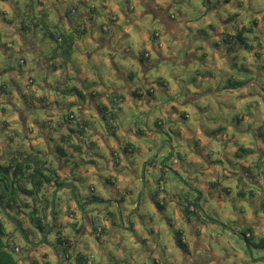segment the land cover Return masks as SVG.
<instances>
[{"label":"rangeland","instance_id":"obj_1","mask_svg":"<svg viewBox=\"0 0 264 264\" xmlns=\"http://www.w3.org/2000/svg\"><path fill=\"white\" fill-rule=\"evenodd\" d=\"M38 1L39 0H28L27 5H31V7H33L34 9L29 10V13H31L30 18L26 17L27 21L31 20V25L28 28L29 35H32L35 42L40 43V45L42 46L41 50L43 53L39 52V56L36 55V57L43 58V56L53 55L55 57V61L60 62V64L57 68H54L53 71H51L50 68H37L29 71L28 74L33 75L34 83H30L29 87L31 88V90L26 92L20 86V82L17 79L16 74L2 73L5 67L3 66V60H0V87H2V90L0 88V100H6V102L4 103L0 102V132H7L9 129L13 128L14 124L18 123V126L22 129H24L25 125L27 126L24 129L26 133L29 130H40V136L41 138H44L46 135L49 134L53 136L52 133L56 130L53 126L60 125L61 120L67 123L66 120H69V111H73L76 115V118L73 119V122H76V120L79 119L80 115L83 116L86 121H88V119L90 120L92 118H90L89 116L98 113L95 106V108H90L88 112H83V109L81 108V104H84V101H80L81 95L88 93V91H85L83 89L82 83L79 79V72L72 73L76 78L69 80L67 84L60 80H56L55 76L62 75L61 68L68 61L75 60L84 66H87L89 62L93 61H108L110 58L108 54L112 51H115V49L112 48V44L115 42L114 37L112 38V35L115 36V33H112L110 31L108 25H115L116 21H111V19H109L107 21V25L103 21V16L107 12L109 7L107 0H95V3H93L92 0H79L78 5H80L82 2L83 4L86 3L90 6L91 4L96 5L99 8V14L96 16L97 18H95V26L92 29L91 35H86L85 33V37L81 39L77 38V43L75 42L74 50L72 52V60H65L63 54L60 52L59 47L65 44V41L64 39L62 40V38L65 33L64 30H67L68 21H66L67 23H65L66 29H63L60 24L59 17H55V14H58V11H61L62 13L65 12L67 8L74 4L73 0H57V4L60 6L57 7L56 5V7H52L54 12L51 10H46L49 15L52 14L53 16L51 15L52 17H49L48 21H45L44 26L42 25V23H38L36 20L32 19L34 16L33 13L38 12V9L41 8ZM230 2L231 0H201L204 9L203 15L206 16L208 14L214 13L218 9L229 5ZM125 3H130V0H125ZM174 5H187L188 10H178V14H174ZM138 6L142 9V23L144 24V27L146 29L144 38L149 40L161 39L162 47H166L168 52L174 51L172 46L164 45L163 38L157 37L155 32L149 33L148 31V29L155 26V23L157 21L160 24L164 25L165 28L168 30L173 44L180 45L183 43L185 28H187L188 32H195L197 36H207L208 30H211L214 34L220 35L222 37L221 43L223 45H229L223 41V37L225 36L226 32H219L216 23H207L205 27H201L198 26L195 21L190 20V16L192 14V11L194 10V7L192 6V0H172V3L170 4H166L165 2L158 3V0H138ZM132 11H135V9H129V12ZM171 17H175V19L178 20H170ZM236 18V15H229L226 18L216 17V19L219 21V24L222 26L229 25ZM118 19H120V17H118ZM122 19L127 21L128 14L125 13ZM201 19H203V16H201ZM185 21H187L188 23L185 24ZM251 24L252 28H249L247 27V25H245L247 29V40L249 43H252L254 45V47L257 49L256 52L261 54V52L264 51V44H256L255 41L258 40L259 37H253L251 35L252 30L259 27V21L253 20L251 21ZM101 26L104 30H101ZM108 29L109 31H107ZM67 31L69 33L71 32V30ZM49 32H53L58 37H60V39L56 40L51 38L48 34ZM74 32L76 31H73V33ZM236 32L237 31L229 33L235 34ZM126 35L131 36L134 42L137 40L136 33H126ZM101 37L108 40L107 45L105 47L97 49L98 44L96 39H99ZM7 39L9 38L4 34L3 28H0V52L4 53V56L7 58V63H9V56L6 55L8 51L4 47H2L4 46V42ZM221 43H216L209 46L208 51H203L202 48L181 49L182 56L180 57L179 62L173 56L164 55L163 52H157L155 55V59L158 65L160 66V71L157 75V80H154L152 82L153 87L168 88L169 82L175 79L173 75L169 74L168 68L165 67L166 64L171 65L177 70H179L180 68H195L196 66L201 65L206 60H208L212 51L219 53ZM230 46L231 48H226L227 53H231L233 50H235V47L237 46L242 52H252L251 49H248L244 45H241L240 42H237V44H230ZM86 51H89L90 54L92 53V55H86ZM151 51L155 52V48H152ZM188 51L191 52V54L186 55ZM256 52L254 53V56L259 57L260 54H256ZM139 57L140 53L138 54V58H134L131 61V64L128 65L124 71L120 72L121 74H125V80L130 79L129 76L131 72H134L136 76L138 72L141 75L144 73H148L149 75H151L152 73L156 72V67L150 66L151 60L153 59L152 56L149 55L147 59H144V63H146L144 65ZM237 66L238 65L236 64L231 65V67ZM110 67L112 69V77L116 81L122 82L125 86V82L123 81V79L118 77L113 62L111 63ZM238 67V76H230L223 83L222 87H217V91L221 95H223L225 99H217L215 95L209 93L207 96L191 97L185 99L182 105L175 106L172 110L173 113H179V119L182 122L181 127H183V123H188L192 125V129L186 131L184 135L189 137L195 135L196 138L194 140H191V144H193L195 147L193 148L189 146V142L187 140L185 141L184 145L187 143L188 144L183 147L191 154V157L194 160L197 159L200 162L198 163V165H200L201 169L199 173L194 171L193 173L187 174L188 179L190 178V176L194 177L191 183H188L187 181H185L184 183L181 182L180 178L184 177L181 176L180 173L174 167L170 166L174 173H172L171 171H168L167 173H170L172 176L176 177L182 184H184L185 187H189L190 189L197 188L198 190H200V200L202 201L201 204H203V202L205 201L203 195L207 196V201H205V204L201 207L202 210H200V216H197L194 212H192L186 215L189 219L186 222L184 221V219H182L181 216H177L175 214V212L178 213L179 211H174L175 209L173 206V199L172 202L168 203V210H165L169 213V218L172 219L174 223H176L175 231L170 234V246L173 249V253L177 256L179 264L190 263L188 262V257H185V251L176 244L175 232L177 228L181 229L184 232V238L190 242V246L194 242L193 236L195 237L197 233L199 237L207 240L206 247L201 246L197 248L196 251L192 248L190 252V254L195 255L194 261L196 262V264H237V261L232 259V251L227 247H221L222 245L227 246L231 243L227 237L222 238V236L218 234L219 237H221V240H219L218 242H213L212 239L209 238L210 230L215 225H219L221 228H226L227 231L231 232L234 237L242 239L244 245L249 248V256H251L254 252H264V248L254 246L249 247L245 239L241 237V234H237L235 230L229 228L222 220L218 221L213 219L212 217H208L207 212L205 211V205H208L212 202L220 204L221 200L224 197H230L235 191L236 197L241 204V211L249 213L246 219V221L248 222L249 220H251L252 217H256V212L252 208L248 199H245V197L241 195L240 192H237L240 191V189H242L243 187L248 190L247 196H250V194L252 193L251 195L255 196L254 199L264 198V190L262 188V185L264 187V159L262 158L264 157V135L260 134L261 128L264 127V120H261L258 116L254 115L256 111L264 108V81H258L256 78H253L252 69H250L249 67L245 65H239ZM84 74L86 75L87 73ZM243 77L248 78L244 79ZM96 79L100 80L101 83L99 88L95 89V91H102L103 88L107 87V85L103 83V78L100 76L99 73H96ZM233 81H243V84L241 86L235 87L229 86V84ZM46 82H49L51 85L46 84ZM144 83L146 85L148 84V81L145 80ZM14 93L18 94V99L17 95H14ZM151 93L152 96H154L153 91ZM125 95L128 96L129 101L133 105V107H140L138 103L134 102V99L131 94L126 92ZM90 97L91 96L89 95L88 99H90ZM193 99H199L200 104L194 105L192 103ZM18 102L22 103L23 107H18ZM69 102H71L70 107L65 106L64 109L60 110L55 108L56 110L54 112L52 111V109H50L56 107V105L64 106L65 103ZM237 109H239V111H237ZM211 112H214L215 114L207 116L206 122L209 125H213V127L211 129H207L200 125L199 117L205 113ZM22 113H25L26 115V124H24L23 122ZM57 113L63 117H61L60 119ZM221 113L227 114L228 118L226 119L225 115H222ZM87 114H89V116H87ZM33 116L38 118L30 119V117ZM49 116L52 117L51 120L49 119ZM13 117H15L16 120H13ZM95 117L99 120H104L99 115H95ZM45 127L50 130L49 133L48 131L45 132L46 135L41 133L45 129ZM221 127H223V130L219 131L218 129ZM130 130L131 129H129V131ZM168 131L172 134L173 137L180 136V133H178L172 128H169ZM96 135L99 136V133H96ZM225 135L235 139L236 141L235 143H232L230 145L231 151L227 155H225ZM132 137L135 139L134 135H132ZM9 139L11 140V137H9ZM147 139L148 138H145L143 140ZM31 140L32 138L30 135H24L23 141L25 145L29 148L32 147ZM75 141H77L76 138L74 139V142ZM168 141L172 142V140H165L164 145H162V147L167 146L168 148ZM42 142L44 143L43 140ZM53 147L54 146L46 149V154L48 157L47 161H49V163L52 162L50 164L56 169L58 179L62 180V183L73 184L77 199L79 200V203L83 205V207L80 208V206L75 202V199L73 198L74 196L72 187L70 188L68 185L62 186L57 192V198L55 200L54 219L50 216L51 214L49 215L51 209L49 207V212L46 219L52 221V223L46 230L48 233L45 235V242L38 245L37 247H29L28 243L24 240L23 236L21 235L19 229H16L19 232V236L23 238V243L28 246L30 250H35L34 257L39 258L43 264H45L47 261L51 264L53 259L58 261L61 254H63L69 260L70 264H76V261L72 254L80 252L82 254L90 255L91 261L97 264H146L145 259L137 255V252L142 250L147 244V239H142L141 237L137 236V232L139 231L138 226L142 224V221L139 220L138 217L135 215V213L138 211V207L130 206L125 196L121 194L128 192L127 190H129V181L138 180L140 178V171L133 170L128 174L127 177L122 175L120 171H106L103 177H100L98 180L93 182L91 186V191L85 192L82 191L80 187V185L84 183L85 178L83 176H72L71 174L72 169H75V171L78 172L80 170V165L73 164L72 159H70L69 161L62 162L60 158L58 159L57 157H55L54 153L56 151ZM240 147L246 148L247 150H241ZM118 151L120 154V158H127L128 155L126 156L124 154V150L118 149H110L108 153L109 158L117 159ZM196 152H201L207 155L198 156ZM243 155H245L244 158L252 157V159L254 160L251 166V170L254 169L252 173L250 172L251 176H248L247 172H245V174H242V172H240L241 166L244 164V162L247 164V160H244L242 163L239 162V160L242 158L241 156ZM205 156L207 157L205 158ZM100 163L106 164L107 161L101 159ZM208 164H212V167L208 168ZM233 164H235L236 168H238L237 170L234 169L235 166ZM256 164L257 167L255 166ZM0 165L8 166L9 164ZM225 165H227V168L231 170L230 172H226L224 170ZM117 167L119 166L117 165ZM259 167H261V169H259ZM245 169H247V167ZM88 171L90 174L97 171L96 161L88 164ZM235 171L240 172V176L236 175L234 173ZM132 176L134 178H132ZM136 176H138L139 178H136ZM198 176L200 179H197ZM217 176L221 177L220 181H217V179L215 178ZM71 177L74 178L73 181H71ZM109 177L111 178L107 179ZM253 178L256 182L255 185H252V183H250L252 182ZM109 180H112V182H110ZM116 180V183L119 184V190L117 191V195L115 197L112 195L114 198V202L113 204H111V208L109 211L105 210L106 207H104L105 209L103 208V203H94L89 200L92 196L96 197L100 195L106 201L112 202V199L108 197V193L105 191L104 187L111 188L113 182H115ZM193 180H196L197 182H194ZM204 181H207V191L201 190V186L203 185ZM236 181L237 185H235ZM244 181H246V183L248 184L250 183L252 187L243 184ZM225 186H227V188L229 187V191L227 189H224ZM54 189L55 186L50 184L45 187V191H48L50 193V198L51 195L54 194ZM216 189L220 190L222 196L218 197L216 195ZM249 189H252L254 191H249ZM139 191L140 194H145L144 188H141ZM153 192H157L155 193V195L164 196L163 192H158L155 190V186ZM171 192L172 191L169 190V193ZM211 192L215 194L212 199H210L209 196ZM151 194H146V199L151 205V210L158 214L161 212V210L151 198ZM120 203L122 206L121 210L118 207ZM58 207L59 211L57 210ZM225 207H231L230 203L225 201ZM34 209H37L38 211L40 210L39 208L35 207ZM123 209H128L129 217L135 221V225L133 228L132 226H130L131 221H128V218L124 216ZM261 213H264V210L262 208H259L257 214L261 216ZM86 215H88L92 220L88 221L89 223L93 222L94 216L98 217V215L105 217L107 221H110V217L113 218L114 226L110 225L108 227L106 243L108 245L105 249L104 246L100 244L104 241V239H102V242H100L98 238L92 232H90L89 229H87L86 233L81 231L82 229L87 227ZM183 215H185L184 212ZM198 217L202 218L208 224V227H204V229L202 230L200 224L199 230L196 229L195 233H192L190 222L194 220V223H197ZM53 220L55 222V226L53 225ZM4 221L6 224L7 231V234L4 236L5 238L8 236L11 227H15V224H13L11 219H4ZM76 223H79L81 225L79 232H77V227L79 226V224ZM124 223L127 224L126 227H124ZM165 224L167 226V229H171L173 227V224L168 223L167 220L165 221ZM58 227L63 229L65 231V235L71 237V239L75 242H71L72 248L69 250V252L64 249L62 243L57 242L56 231ZM37 231L40 233V238L33 239V241H39L42 239V233L39 230ZM121 233L123 234V237L126 241L124 248H121L119 244L111 243V241L113 239L118 238ZM33 234L34 233H32L31 235ZM53 240H55V248H53L52 246ZM240 255L243 256L244 253L241 252ZM212 257L214 261L208 260ZM148 259L151 260V258ZM256 259L264 260V256L256 257ZM151 264H157V262L155 260H151ZM243 264H247V261H244Z\"/></svg>","mask_w":264,"mask_h":264},{"label":"clouds","instance_id":"obj_2","mask_svg":"<svg viewBox=\"0 0 264 264\" xmlns=\"http://www.w3.org/2000/svg\"><path fill=\"white\" fill-rule=\"evenodd\" d=\"M92 2L95 3V0H92ZM107 2L109 7L103 16V21L106 25L109 19L116 21L115 25H108L110 31L115 33V42L112 44V48L115 49V51L108 54L110 57L109 60L106 62H89L87 66L81 65L75 60L68 61L61 68L62 75L55 76L56 80L67 83V81L76 78L72 76V73L79 72V79L83 89L85 91H95V89L99 88L101 83L100 80L96 79V73H99L103 78V83L107 85L102 91L95 92L97 97L96 103L103 104L109 109L107 112H102L105 119L99 120L95 117V114H93L92 118L88 121V128L86 130L81 129L84 131V134L80 135V132H77L76 139L79 142L77 145V147L80 148L79 152L70 147L71 141L65 144V147H68L69 151L72 153V163L80 165V170L77 172L75 169H72L71 174L72 176H83L85 181L80 185L81 190L89 192L91 191L93 182L103 177L106 171H120L125 177L133 170L140 171L141 176L138 180L128 182L129 191L121 193L125 196L130 206L138 207V211L135 215L142 221V224L138 226L139 231L137 232V236L142 239H147V244L142 250L137 252V255L144 258L146 264H151V260H155L157 264H179L177 256L173 253V249L170 246V234L175 231L176 223L169 218V213L163 209L158 214L153 212L151 210V205L146 199V194L152 193L155 186V190L163 192L164 196H153V200L159 199L161 202L165 199L171 200L169 190L175 192L179 191L181 188H184V192L187 193L188 200H195L196 194L194 192L185 187L176 177L172 176L170 173L164 172L160 167V161L164 160L166 164L174 167L180 175L184 177L185 181L191 183L187 174L193 172L196 167L200 166L193 162L191 154L183 147L186 140L189 142V146L195 147L191 144V140L196 138L195 135L190 137L184 135L186 131L192 129V125L183 123V127H181L182 122L179 119V113H173L172 110L175 106L182 105L185 99L207 96L209 93L215 95L217 99H225V97L217 91V87H222L223 83L230 76H238L239 65L249 67L252 69L253 78H256L258 81H264V51L261 52L259 57H255L254 53L257 51L255 47H253L252 52L249 53L242 52L237 46L231 53H227L226 48L231 46L223 45L220 35H216L211 30H208L207 36H197L195 32H188L187 28H185L183 43L176 45L171 41L165 26L157 21L155 26L148 29V31L149 33L155 32L157 37L163 38L164 45L172 46L174 51L168 52L166 47H162L161 39L149 40L144 38L146 29L142 23V9L138 6V0H130V3L127 4L125 0H107ZM159 2L170 4L172 0H158V3ZM73 3L78 4L79 0H73ZM27 4L28 0H19L18 3L16 0H0V9L5 13L0 15V28H3L4 34L8 36L9 39H15V30L21 26V23L26 17L30 18L31 13H29L26 7ZM54 4H57V0H43V6L41 9H38V11L41 13H43L44 10H51L54 12L52 9ZM59 6L60 5L57 4V7ZM192 6L194 10L190 16L191 21H195L198 26L201 27H205L207 23H216L217 29L221 33L238 31L245 25L252 28L251 21H259V27L253 29L251 35L253 37H259V39L255 41L256 44H264V0H231L229 5L206 16L203 15L204 9L201 0H192ZM14 8L18 9V11H14ZM129 9H135V11L129 12ZM86 10V8L81 9V11ZM178 10L187 11L188 6L174 5L173 13L178 14ZM125 13L128 14L127 21L122 19ZM229 15H236L237 18L227 26L220 25L219 21L216 19V17L226 18ZM201 16H203V19H201ZM118 17H120V19H118ZM5 20L13 21L11 27L5 24ZM184 23L187 24L188 22L185 21ZM126 33H136L137 40L134 42L132 37L126 35ZM216 43H221L219 53L212 51L209 59L195 68H180L177 70L171 65L166 64L165 67L168 68L169 74L173 75L175 79L169 82L168 88L153 87L152 82L157 80V75L160 71V66L155 59L157 52H163L164 55L173 56L179 62L182 56L181 49L202 48L203 51H208L209 46ZM152 48H155V52L151 51ZM146 50L149 55L153 57L150 66H155L156 72L151 75L148 73L141 75L138 72L133 86L125 88L122 82H118L112 77L111 63H117L121 71H124L134 58H138L140 52ZM0 60H3L4 67L8 66L7 58L4 56L3 52H0ZM17 63H19L18 60H13V64ZM233 64L238 66L231 67ZM23 71L25 75L17 76V79L20 82V86L27 92L31 90L29 87L30 79L27 75L28 69L25 68ZM84 73L87 74L85 75ZM243 78L247 79L248 77ZM145 80L148 81L146 85L144 83ZM132 87L142 90H151L154 96L150 97L146 94L143 95L137 100L140 107L135 108L130 103L128 96L125 95L126 92L132 91ZM14 95H17L18 99V94L14 93ZM192 103L194 105L200 104V100L193 99ZM17 106L23 107V104L18 102ZM55 110V107H53L52 111L54 112ZM237 111H239V109H237ZM213 114L215 113L211 112L201 115L199 117L200 125L207 129H211L213 125L207 124L206 118ZM221 114L225 115L226 119L228 118L227 114ZM254 115L264 120V108L256 111ZM34 118L38 117H30V119ZM49 119L51 120L52 117L49 116ZM13 120H16V118L13 117ZM60 125H63V121L60 122ZM60 125L53 126L56 130L52 133L54 138L49 144H44L42 142L40 130H29L26 133L24 129L18 126V123L14 124L13 128L9 129L7 132H0V164H24L25 170L23 179L21 180L22 186H28L30 174L33 169L38 166V162L48 159L46 149L59 143L60 141L58 138L64 133L65 128L72 126ZM169 128L176 130L180 133V136L173 137L168 131ZM129 129H132L137 135L141 132L147 133L148 139H134ZM96 133H99V136H97ZM25 134L30 135L32 138L31 148L27 147L23 141ZM9 137H11V140ZM165 140H172L173 148L170 149L167 148V146L162 147ZM235 142V139L225 135V155L231 151L230 145ZM129 145H132V147L129 149L127 158H120L119 151L117 152V159L109 158L108 153L110 149L123 150L128 148ZM169 152L172 153V156L167 158ZM101 159L107 161V163H100ZM94 160L97 162V171L90 174L88 171V164ZM29 164H31L32 167H28ZM117 165L119 167H117ZM224 170L226 172L231 171L227 168V165H225ZM215 178L217 181L221 180L219 176ZM206 184L207 181H204L201 190L207 191ZM141 188L145 189V194H140L139 190ZM111 191L115 197L117 195V189L113 188ZM215 192L218 197L222 196L219 189H216ZM45 198L50 199V193L48 191L43 192L40 197H32L31 200L26 197L18 196V202H14L11 209L0 208V219H10L5 213H10V216H16L19 221L23 222L22 230L30 229L31 232L34 233L29 236V239H39L40 233L33 227L31 214L32 209L35 207L40 209L39 215L42 218L48 216V199ZM92 199H95L96 202L104 203V201L98 200L95 196L91 197L89 200ZM204 199L206 200L207 196H205ZM225 201L229 202L231 207H225ZM24 205H28V207H24ZM178 205L181 211L187 206L185 201H179ZM106 208L108 209V206H106ZM57 210L59 211V207ZM205 211L208 217H212L218 221L222 220L229 228L235 230L237 234L243 231L241 225L244 224L249 215V213L241 211V204L236 197L235 191L230 197H224L220 204L212 202L205 205ZM123 212L124 216L130 219L128 209H123ZM261 218V223H264V213H261ZM166 220L168 223L173 224L171 229H167L165 224ZM255 220L256 218L252 217L248 223H253ZM45 222L48 224L52 223V221L47 219ZM90 224L92 226V222ZM103 230L104 229H102V231ZM101 233L104 232L99 230L96 237ZM64 234L65 231L58 227L56 231L57 237L62 238ZM210 234L213 236L219 234L222 238L227 237L230 240L231 243L229 245H222L221 247H227L232 251V259L237 261V264H243L244 261H247V264H264V260L256 259V257L264 256V252H254L249 256V248L244 245L242 239L234 237L226 228L215 225L210 230ZM261 237H264V228L256 232V238L260 239ZM101 238L107 239L106 236H102ZM73 243L75 242L73 241ZM111 243L119 244L121 248H124L126 241L121 233L120 236L113 239ZM0 244H6L8 246L4 251L8 249L13 250L15 264H31V260L34 259L35 250H30L28 246L23 243V238L19 236V232L14 226L11 227L8 236L5 237L3 241H0ZM52 246L53 248L56 247L55 240H53ZM241 252L244 253L243 256L240 255ZM75 254H72L73 257ZM148 258H151V260ZM93 263L95 262H92L90 259L89 264ZM0 264H10L8 257L3 255L2 252H0ZM51 264H70V262L61 254L59 260L53 259Z\"/></svg>","mask_w":264,"mask_h":264},{"label":"crops","instance_id":"obj_3","mask_svg":"<svg viewBox=\"0 0 264 264\" xmlns=\"http://www.w3.org/2000/svg\"><path fill=\"white\" fill-rule=\"evenodd\" d=\"M86 1V0H85ZM16 2L18 3L19 2V0H16ZM38 3H39V5H40V7L42 8V6H43V0H39L38 1ZM104 4V3H103ZM56 5L57 4H54L52 7H56ZM72 5H77V6H79L80 7V9H83V8H86L87 10L86 11H80V13L79 12H77L78 14L76 15V17H75V15H73L72 17H69V15H68V13H67V11H68V8H67V10L65 11V12H61V11H58V14L56 15L55 14V17H59V21H60V24H61V26L63 27V29H66L65 28V23H67L66 21H68V24H67V30H71V31H76V27H78V26H80L81 28H85L86 29V35L87 34H89V35H91V32H92V29H93V27L95 26V18H97L96 16L99 14V11H98V13H95V14H93L92 13V11H91V6H94V5H92L91 4V6L90 5H88V4H86V3H84L83 4V2L80 4V5H78V4H72ZM27 8H28V10H33L34 8L33 7H31V5L29 6V5H27L26 6ZM41 8H39V9H41ZM14 11H18V9H16V8H14L13 9ZM98 10H99V8H98ZM3 14H5V13H3V10L2 9H0V15H3ZM34 14V16H33V18L32 19H34V20H36L38 23H42V25L44 26V23H45V21H48V19H49V17H52L51 15H49L48 13H47V11L46 10H44L43 11V13H41V12H34L33 13ZM95 16V17H94ZM171 19H172V17H171ZM170 19V20H171ZM111 21H112V19H111ZM86 22V23H85ZM12 23H13V21H8V20H5V24H7V25H9V26H11L12 25ZM30 25H31V20L29 21H27L26 19L21 23V26L19 27V28H17L16 30H15V39H7L5 42H4V46H2V47H4L8 52L6 53V55H8L9 56V63H8V66L7 67H5V69L3 70V72L2 73H10V74H16L17 76H23V75H25V72L23 71V69H25V68H27L28 69V72L29 71H31L32 69H37V68H43V69H45V68H50L51 69V71H53L54 70V68H57L58 66H59V64H60V62H58V61H55V57L52 55V56H43V58H41V57H36V55H38L39 56V52H41V53H43L42 52V50H41V48H42V46L40 45V43H36L35 42V40H34V38H33V36L32 35H29V32H28V28L30 27ZM89 25H90V27H89ZM55 26V25H54ZM67 30H64V31H66V32H68ZM101 30H104L103 28H102V26H101ZM107 31H109V29L107 30ZM85 35V36H86ZM84 35L81 37V38H83V37H85ZM114 37V35H112V38ZM81 38H79V39H81ZM96 41H97V44H98V46H97V49L98 48H101V47H105L106 45H107V41L108 40H106L105 38H103V37H101V38H99V39H96ZM77 43V42H76ZM86 55L88 54L89 56L90 55H92V53L90 54V52L89 51H86V53H85ZM140 54H141V52H140ZM189 54H191V52H189L188 51V53H186V55H189ZM22 57H24V59H25V64H24V66H20V65H18V64H13V60H18L19 58H22ZM149 57V54L147 53V51H146V53H145V59H147ZM140 58V57H139ZM64 59L65 60H72V57L71 58H66V56H64ZM142 63H143V65L144 64H146V63H144V60L143 61H141ZM113 64H114V67H115V69H116V73L118 74V77H120V78H122L123 79V81L125 82V88H128V87H131V86H133V84H134V81H135V78H137V76H136V74L134 73V72H131L130 73V76H129V78L130 79H127V80H125L126 79V76H125V74H121L120 72H121V70H120V68H119V66L117 65V63H115V62H113ZM143 67H145V66H143ZM28 72H27V75L29 76V79H30V83L32 82V80L34 79L33 78V75H31V74H28ZM31 76V77H30ZM72 76L73 77H75L73 74H72ZM33 78V79H32ZM68 82V81H67ZM33 83H34V80H33ZM46 84H48V85H51L49 82H46ZM67 84V83H66ZM3 85V84H2ZM1 88V90H2V87H0ZM77 89V88H76ZM97 91H100V90H97ZM95 92L96 91H88V93H86V94H84V95H81V102L82 101H84V104H81V108L83 109V112H88L89 110H90V108H95L96 107V109H97V111H98V113H95V115L96 116H100V117H102L103 119H104V117H103V115H102V111H101V107H103V104H97L96 103V94H95ZM152 91L151 90H142V89H140V88H136V87H132V91L131 92H128L129 94H131L132 95V97H133V99H134V102L135 103H137V100L138 99H140L143 95H147V96H152V93H151ZM91 93V94H90ZM89 95L91 96L90 97V99H88L89 98ZM0 102L1 103H4L5 102V100L4 101H2V100H0ZM88 102H89V105H88ZM70 104H71V102H69V103H65V105L64 106H61V105H56V107L55 108H57L58 110H60V109H64V107L65 106H67V107H70ZM89 106H91V107H89ZM95 106V107H94ZM139 106V105H138ZM4 107V106H3ZM50 109H52V108H50ZM109 109L108 108H106L105 109V112H107ZM58 114V113H57ZM59 115V114H58ZM69 115H70V118H69V120H66L67 121V123L66 122H63V125H61V126H66V125H72L71 127H66L65 128V131H64V133L58 138L59 139V143H57V144H54L53 146V148H54V150L55 151H57V147H63L64 149H65V152H66V156H64L63 158H61L60 156H58L57 154H56V152L54 153V155H55V157H57L58 159L60 158V160L63 162V161H69L70 159H72L71 157H72V153L68 150V147H65V144L68 142V141H71L72 143H75L76 142V144H78V142L77 141H75L74 142V139L77 137L76 135H77V132L79 131L80 132V129H82V125L80 124H78V121L79 120H82L83 122H84V124H85V130L88 128V121H89V119H88V121H86V119L83 117V116H81L80 115V117H79V119L78 120H76V122H73V119H75L76 118V115L74 114V112L73 111H69ZM87 116H89V114H87ZM92 116H93V114H92ZM92 116H89L90 118L92 117ZM61 117H63V116H60L59 115V118L61 119ZM81 118H83V119H81ZM22 119H23V122H24V124H26V115H25V113H22ZM62 121V120H61ZM48 126V125H47ZM25 127H27L26 125L24 126V129H25ZM219 131H222L223 130V127H221V128H219L218 129ZM46 131H48V133H49V129L47 128V127H45V129L41 132L42 134H44V135H46ZM130 133H131V135H134V137H135V139L136 140H143V139H145V138H148V135H147V133H144V132H141L139 135H137V133L136 132H132V129L129 131ZM80 135H82L81 134V132H80ZM54 137L53 136H51L50 134L49 135H46L44 138H41L43 141H44V144L45 143H47V144H49L50 143V141L53 139ZM72 143H71V145H72ZM188 144V143H187ZM187 144H185V145H187ZM70 145V147L72 148V146ZM185 145H183V146H185ZM94 146V145H93ZM132 147V146H131ZM131 147H129V149L131 148ZM190 149V148H189ZM124 150V154L127 156L128 155V153H129V150L127 151V150H125V149H123ZM77 152H79L80 151V149L79 150H76ZM196 154L198 155V156H200V155H207V154H203V153H201V152H196ZM207 156H205V158H206ZM242 158L239 160V162H243L244 160H247V164L244 162V164L241 166V170H240V172H242V174H245V172H247V175L249 176H251V173H252V171L254 170H251V166H252V164H253V162H254V160L252 159V157H247V158H244L245 157V155H243V156H241ZM200 158V157H199ZM263 159H264V157H262ZM95 161V160H94ZM94 161H92V162H94ZM193 162L195 163V164H197L198 165V163H200L197 159L196 160H194L193 159ZM258 163V162H257ZM234 166H235V164H233ZM256 167H257V164L255 165ZM212 167V164H208V168H211ZM247 167V169H245ZM200 169H201V167L199 166V167H196L195 169H194V171L195 172H197V173H199L200 172ZM234 169L235 170H237L238 168H236V166L234 167ZM258 169V168H257ZM259 169H261V167H259ZM193 171V172H194ZM202 171V170H201ZM165 172H167V171H165ZM193 172H190V173H193ZM240 172H238V171H235L234 173L236 174V175H239L240 176ZM251 172V173H250ZM238 176V177H239ZM191 177V176H190ZM111 177H109V178H107V179H110ZM136 178H139L138 176H136ZM192 179H194V177H191ZM73 177H71V181H73ZM197 179H200L199 178V176L197 177ZM123 180V179H122ZM121 180V181H122ZM125 180V179H124ZM110 182H112V180H109ZM195 182H197L196 180H194ZM117 182V180L115 181V182H113V185H112V187L111 188H106V187H104V189H105V191L108 193V197H110L112 200V202H109V201H106L104 198H102L100 195V197L99 196H96L97 198H98V200H100V201H104V203H108V205H111V204H113V200H114V198H113V192L111 191V189H113V188H116L117 189V191L119 190V184H117L116 183ZM250 182V181H249ZM250 183H252V185H255V180H254V178H253V180H252V182H250ZM248 184V183H246V181H244V183L243 184H245V185H247V186H249V187H252V185L251 184ZM235 185H237V181H236V183H235ZM229 188V187H228ZM227 188V186H225L224 187V189H227L228 191H229V189ZM262 188H263V190H264V187H263V185H262ZM127 191H129V190H127ZM180 191V190H179ZM179 191H175V192H171V193H169V195L171 196V200H167V199H165V201H164V204H163V206L160 208V207H158L160 210H168V203H170V202H172V199L174 200V211H179L178 213H176L175 212V214L177 215V216H181L182 217V219H184V221L186 222V221H188L189 219L187 218V216L186 215H183V212H184V209H183V211H181V209L179 208V205H178V202L179 201H183L182 200V198H180V195H182ZM240 191H243V192H245V199H248V201H249V203L251 204V206H252V208L254 209V211L256 212V220H255V222H253V223H248L246 220H245V222H244V224H242L241 225V227H242V229L244 230V229H246L247 227H251L252 228V230L254 231V233H255V235H256V232H257V230H259V229H261V228H264V223H261V216L259 215V214H257V212H258V209L259 208H262L263 210H264V207L262 206V204H263V201H264V198H257V199H254L255 198V196L254 195H251L250 194V196H247V192H248V190L247 189H245V188H243L242 187V189H240ZM240 191H238L237 193H239ZM249 191H254V190H252V189H249ZM264 193V192H263ZM258 195V194H257ZM256 195V196H257ZM210 199H212V197H214L215 196V194L214 193H210ZM92 197H94V196H92ZM160 197H163L162 195L160 196ZM203 197H205L204 195H203ZM205 201H207V200H205ZM205 201L203 202V204H201V205H204L205 204ZM94 203H99V202H94ZM201 203H202V201H201ZM156 204V203H155ZM103 205V208L104 207H106V205L105 204H102ZM105 209V208H104ZM109 209V208H108ZM106 211H107V208L105 209ZM193 211H191L190 213H192ZM76 214H77V212H76ZM197 215V214H196ZM87 216V223H86V225H87V227L86 228H84V229H82L81 231L82 232H84V233H86L87 232V229H89L90 230V232L92 231V226H91V224L88 222V221H92L91 219H90V217L88 216V215H86ZM111 216V215H110ZM198 216V215H197ZM100 219H101V221H102V224L104 225V230H103V232L104 233H101V234H98L99 235V237H100V239H99V241L100 242H102V236H106L107 237V235H108V227L111 225V226H114V222H113V218L112 217H110V221H107V219H105V217H103V216H100ZM130 220H131V223H130V226H132V228L134 227V225H135V221L133 220V219H131L130 218ZM129 221V220H128ZM79 222V221H78ZM106 222H108V223H106ZM238 223V222H237ZM76 224H79V223H76ZM75 224V225H76ZM190 225H191V232L192 233H195V231H196V229L197 230H199V225H200V223H194V220L192 221V222H190ZM127 226V224H125L124 223V227H126ZM80 227H81V225L79 224V226L77 227V229H80ZM80 231V232H81ZM180 232V233H182V238H183V240L186 242V245H187V247H188V252L187 251H185L179 244H178V242H177V239H176V232ZM176 232H175V241H176V244L181 248V249H183L184 251H185V257L187 256L188 258V262L190 263V264H196V262L194 261V259H195V255L194 254H190V252H191V250H192V248L193 249H195V251L197 250V248H199V247H206V243H207V240H205V239H203V238H201V239H196L194 236H193V243H192V245L190 246V242L188 241V240H186L185 238H184V232L181 230V229H176ZM104 234V235H103ZM239 234H241V232L239 233ZM97 235V233L95 234V236ZM241 237H242V235H241ZM209 238H211L212 239V241L213 242H218L219 240H221V237H219V235L217 234V235H215V236H213V235H211V234H209ZM243 238V237H242ZM108 241H109V239H108ZM107 243V239H104V241L102 242V243H100L102 246H104V249L106 248V246L108 245V244H106ZM76 248H77V244H76ZM210 251V250H209ZM211 252V251H210ZM204 259H206V258H204ZM208 260H211V261H214V259H213V257L212 258H209ZM212 264H215V263H212Z\"/></svg>","mask_w":264,"mask_h":264},{"label":"trees","instance_id":"obj_4","mask_svg":"<svg viewBox=\"0 0 264 264\" xmlns=\"http://www.w3.org/2000/svg\"><path fill=\"white\" fill-rule=\"evenodd\" d=\"M80 11H81V9H80L79 6L71 5L68 8L67 13H68L69 17H72L75 14L77 15L78 14L77 12L80 13ZM91 11H92L93 14L98 13V7L96 5L91 6ZM76 15H75V17H76ZM230 18H232V17H230ZM171 20H175L176 21L178 19H175V17H172ZM246 31H247V29L244 26L243 28L238 30L235 34H231L229 32H226L225 36L223 37V41L226 44H229L228 46H230V44H237V42H240L241 45H244L248 49L253 50L254 45L252 43L248 42L247 36H246ZM71 32H70L71 33L70 34L69 32L65 31V33L63 35V38H62V40L64 39L65 44L63 46L59 47L60 48V52L63 54V56H66V58H71L72 57V52L74 50V44L76 42V39L77 38H81L86 33V29L85 28H81L80 26H78L76 28V32H74V33H73V31H71ZM48 34L53 39H56V40L60 39V37H58L53 32H49ZM229 48H231V47H229ZM145 53H146V51H142L141 52V54H140V60L141 61H143L145 59ZM256 54H260V53L256 52ZM18 61H19V63H17L18 65H20L21 67L24 66V64H25L24 63L25 62L24 57L19 58ZM33 80H32L31 83H33ZM242 84H243V81H238V82L233 81L232 83L229 84V86L235 87V86H241ZM106 108H107V106L103 105V107H101V111L105 112ZM68 117L70 118V115H68ZM103 117H104V115H103ZM104 119H105V117H104ZM78 124L79 125L81 124L82 125V129H85V124H84V122L82 120H79ZM263 129H264V127L261 128V130H260V134L261 135H264ZM80 132H81V134L82 133L84 134V131L81 130V129H80ZM77 145L78 144L72 143L71 146H72L73 149L79 150L80 148L77 147ZM131 146L132 145H129V147H131ZM129 147L125 148V150L128 151ZM57 148L58 149L56 151V154L58 156H60L61 158L66 156V152H65V149L63 147H57ZM240 149L241 150H243V149L247 150L246 148H243V147H240ZM0 166H1L2 169L13 173V179H14V184H15L14 188L12 189L11 192H8L7 189H5L4 187H2V185H0V208H2V206H3V208L11 209L13 204H14V202H18V196L19 197L23 196V197L29 198V200L32 199V197H34V196L35 197H40L41 194L43 192H45V187L47 185H49V184L55 186V189H54L53 192H55V191L58 192L59 189L57 190V185H59V184H61L63 182L62 180L58 179V175L56 173V169L47 160H41V161L38 162V166L35 167L33 169L32 173L30 174V177H29L30 182H29L27 187H24V186L21 185V180L23 179L24 170H25V165L24 164L15 163V164H9L8 166H2V165H0ZM28 167H32V165L29 164ZM2 178L6 180L5 176H2ZM7 186H8V184H7ZM240 193H241V195L245 196V192L240 191ZM52 196H53V194L51 195L50 199L45 198V199H48V208L49 207L51 208ZM154 196H156V195L154 194ZM56 198H57V196H56ZM200 199H201V197H200ZM164 201L161 202L159 199H157L156 200L157 206L161 208L163 206V204H164ZM190 202H192V200H187V203H186L187 206L184 208V214L185 215L190 214V212L192 211L189 208V206H188ZM198 206L200 207V210H201V207H202L201 200H200V202H198ZM262 206L264 207V201H263ZM24 207H28V205H24ZM50 211H51V209H50ZM39 212H40V210L38 211L37 209L33 208L32 209V214H31V219H32V222H33V227L35 229L41 231L42 233H44L48 229V227L50 226L51 223L50 224L46 223L45 222L46 218H42L39 215ZM50 214L51 213H49V215ZM5 215H6V213H5ZM199 216H200V214H199ZM11 217H13L15 220H18L16 218V216H12L11 215ZM7 219L9 220V218H7ZM19 223L21 224V227H22V222L19 221ZM16 229L18 230L17 227H16ZM102 229H104V225L102 224V221H101L99 215H98V217L94 216V220L92 222V231L91 232L95 235L97 232H99V230L101 232H103ZM23 230H24V232L26 233V235L28 237L32 234L30 229H23ZM61 230H63V229H61ZM77 230H78L77 232H79L80 229H77ZM247 233H249L250 235H247ZM6 234H7V231H6L5 221H4V219H0V241L4 240V236ZM241 235L245 239V241L247 242L249 247L254 246V247L264 248V237H261L260 239H257L256 235H255V233H254V231L252 230L251 227H247L246 229H244L241 232ZM97 238L99 239L100 237L97 236ZM176 239H177L178 244L185 251L188 252V247L186 245V242L183 240L182 233H180L179 231L176 232ZM72 241L73 240L71 239V237H68V235H65V234L63 235L62 238H58L57 237V242L58 243H62L64 249L67 252H69V250L72 248V244H71ZM28 246L30 247L29 244H28ZM6 248H8V246L6 244H0V252H2L3 255L8 257V260H9L10 264H15L13 250L12 249H8L7 251H4V249H6ZM74 257H75L76 264H89V261L91 259L90 255L82 254L80 252L79 253L77 252ZM31 264H43V263L40 261L39 258L34 257V259H32V261H31ZM47 264H50V263L47 261ZM93 264H97V263H93Z\"/></svg>","mask_w":264,"mask_h":264},{"label":"water","instance_id":"obj_5","mask_svg":"<svg viewBox=\"0 0 264 264\" xmlns=\"http://www.w3.org/2000/svg\"><path fill=\"white\" fill-rule=\"evenodd\" d=\"M167 145L169 146L168 148H170V149L173 148V143H172L171 141H168ZM163 147H164V146H163ZM171 156H172V153L169 152V155H168L167 158H170ZM167 158H166V159H167ZM160 167H161V169H164L165 171H171L172 173H174V171H172L170 165H169V164H166V163L164 162V160H161V161H160ZM164 170H163V171H164ZM165 171H164V172H165ZM6 174H7V173H6ZM180 181L184 183V182H185V179H184V178H180ZM0 183L3 184V185H5V182H4V181H0ZM10 184H11V187H12V186H13V182H12L11 179H10ZM67 185H68L69 187H72V189H73V196H74L75 202H76L80 207H82L83 205H81V204L79 203V200L77 199V196H76V194H75V188H74L73 184H71V183H61V184L57 185V190L60 189L62 186H67ZM191 190H192V189H191ZM56 196H57V191L54 192V194H53V196H52V201H51V211H50V213H51V217H53V219H54V215H55V213H54V207H55V199H56ZM91 201L94 202L95 199H92ZM2 208H3V206H2ZM201 210H202V209H201ZM7 215H8V217H10L11 221H13V223L16 225V227H18V229H19L21 235L23 236L24 240H25L28 244H30L32 247H37L38 245L42 244V243L46 240L45 233L42 235V239L39 240V241H33V240H30L29 237H28V236L26 235V233L24 232V230H22V227H21L20 223H19L18 221H16L14 218H12V217L10 216V214H7ZM205 215H206V214H205ZM197 219H198L197 222L201 224L202 230L204 229V227H205V228L208 227V224H207L202 218L198 217ZM53 225H55L54 220H53ZM195 237H196V239H200V238H201V237L198 236V233L196 234Z\"/></svg>","mask_w":264,"mask_h":264},{"label":"flooded vegetation","instance_id":"obj_6","mask_svg":"<svg viewBox=\"0 0 264 264\" xmlns=\"http://www.w3.org/2000/svg\"><path fill=\"white\" fill-rule=\"evenodd\" d=\"M164 170V169H163ZM165 171V170H164ZM7 173V174H6ZM167 173V172H166ZM2 176H5L6 177V180L5 179H3L2 178ZM0 181H4L5 182V185H3V184H1L0 183V185H2V187H4L5 189H7L8 190V192H11L12 191V189L14 188V179H13V173H11V172H8V171H6V170H4V169H2L1 168V166H0ZM132 178H134L133 176H132ZM10 179L12 180V182H13V186L11 187V184H10ZM189 180L190 181H192V178L190 177L189 178ZM194 181V180H193ZM195 182V181H194ZM7 184H8V186H7ZM71 188V187H70ZM187 188H189V187H187ZM190 189V188H189ZM191 190V189H190ZM192 192H194L195 194H196V196H195V200H192V202H190L189 203V208L195 213V214H197L198 216H199V213H200V207L198 206V202H200V197H201V192H200V190H198L197 188H193L192 190H191ZM182 195H180V198H182V200L183 201H185L186 203H187V193H185L184 192V188H181L180 189V191H179ZM151 194V193H150ZM154 194H155V192H153L152 194H151V198L153 199V196H154ZM155 203H156V200H153ZM103 204H105L106 206H109V209H107V211H109L110 210V208H111V205H107L108 203H103ZM157 205V204H156ZM118 207L120 208V210L122 209V206H121V203L118 205ZM198 210V211H197ZM7 214H9V213H6V215ZM128 220L129 221H131L129 218H128ZM197 224H198V222H197ZM55 226V225H54ZM41 232V231H40ZM42 233V232H41ZM45 234L47 233V231H45L44 232ZM44 233H42V235L44 234ZM42 237V236H41ZM30 245V244H29ZM31 246V245H30Z\"/></svg>","mask_w":264,"mask_h":264},{"label":"built area","instance_id":"obj_7","mask_svg":"<svg viewBox=\"0 0 264 264\" xmlns=\"http://www.w3.org/2000/svg\"><path fill=\"white\" fill-rule=\"evenodd\" d=\"M164 201V200H163ZM247 235H249V233H247Z\"/></svg>","mask_w":264,"mask_h":264}]
</instances>
